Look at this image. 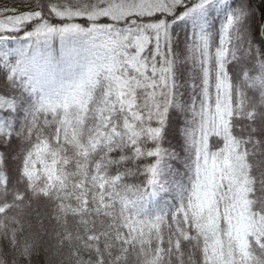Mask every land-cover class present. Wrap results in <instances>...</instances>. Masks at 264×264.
<instances>
[{"label": "snow or ice", "instance_id": "6c2138e0", "mask_svg": "<svg viewBox=\"0 0 264 264\" xmlns=\"http://www.w3.org/2000/svg\"><path fill=\"white\" fill-rule=\"evenodd\" d=\"M0 264H264V7H0Z\"/></svg>", "mask_w": 264, "mask_h": 264}, {"label": "trees", "instance_id": "16d2710c", "mask_svg": "<svg viewBox=\"0 0 264 264\" xmlns=\"http://www.w3.org/2000/svg\"><path fill=\"white\" fill-rule=\"evenodd\" d=\"M21 0H0V7L5 5L19 4ZM254 7L257 11V16H259L260 9L264 7V0H254ZM57 50L59 49V43L56 44ZM43 259V257H41Z\"/></svg>", "mask_w": 264, "mask_h": 264}]
</instances>
